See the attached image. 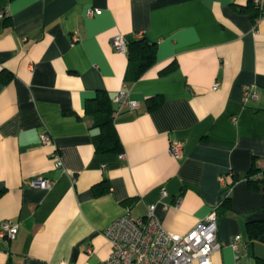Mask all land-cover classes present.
<instances>
[{
    "label": "crops",
    "instance_id": "obj_1",
    "mask_svg": "<svg viewBox=\"0 0 264 264\" xmlns=\"http://www.w3.org/2000/svg\"><path fill=\"white\" fill-rule=\"evenodd\" d=\"M237 1L0 0V221L18 224L0 237V264H96L110 251L103 229L126 209L143 215L154 203L163 227L182 234L226 193L212 264H262L264 191L243 174L253 157L264 162V16ZM135 33L156 58L126 80L127 53L110 38ZM245 85L255 99L243 100ZM121 89L138 101L114 115L122 151L97 152L86 99ZM152 95L162 102L147 110ZM172 140L182 141L178 156ZM40 174L49 188L30 185ZM225 174L236 179L229 190ZM250 220L263 223L258 238Z\"/></svg>",
    "mask_w": 264,
    "mask_h": 264
},
{
    "label": "built area",
    "instance_id": "obj_2",
    "mask_svg": "<svg viewBox=\"0 0 264 264\" xmlns=\"http://www.w3.org/2000/svg\"><path fill=\"white\" fill-rule=\"evenodd\" d=\"M263 5L264 0H253ZM97 8L86 10L87 15L96 12ZM4 12L0 9V18ZM140 37L142 33H135ZM110 44L115 51H126V40L123 35L117 34L110 38ZM256 90L250 85L243 87V100L255 99ZM114 103L113 116L124 109H137L138 101L128 97L126 90L121 89L112 98ZM40 142L51 144L52 137L47 132L40 133ZM182 149V141H170L168 152L178 156ZM55 166L59 167L61 161L58 153H54ZM225 185L224 176L221 177ZM30 185L49 188L52 180L42 174L31 178ZM160 194H165L164 189ZM217 213L211 210L197 221L185 233H175L163 227L160 218L155 214V204L146 205L143 215L134 216L128 209L113 219L104 229L103 234L110 244L108 255L96 264H212V254L222 246L217 237ZM18 224L10 220L0 221V237L13 238L17 232ZM240 236L234 235L230 245L235 253L236 260L240 248ZM90 251V249H89ZM59 264H65L60 262ZM87 264V263H85Z\"/></svg>",
    "mask_w": 264,
    "mask_h": 264
},
{
    "label": "trees",
    "instance_id": "obj_3",
    "mask_svg": "<svg viewBox=\"0 0 264 264\" xmlns=\"http://www.w3.org/2000/svg\"><path fill=\"white\" fill-rule=\"evenodd\" d=\"M233 3L238 4L237 0ZM264 5V4H263ZM256 4L253 0H245V3L239 6L240 11L247 12L255 20L264 16V6ZM5 16V15H4ZM126 40V53L128 57V67L126 70V80H136L140 75L149 68L156 58V45L144 36L137 37L128 35ZM162 102L161 95H152L146 99L147 110H152ZM114 103L112 98L103 90L97 91L92 97L86 99L85 112L87 113L90 129H96L92 134L95 151L97 152H115L122 151V145L118 133L114 127L112 114ZM243 178L247 181L252 189L264 191V162H257L253 157L250 166L244 172ZM225 188L229 190L235 183L236 179L232 175L225 174ZM229 200V194L223 195L220 202L216 205L215 211H226ZM248 234L252 238H258L263 231L261 220H250L246 223ZM264 264V259H260ZM7 264H14L10 259Z\"/></svg>",
    "mask_w": 264,
    "mask_h": 264
},
{
    "label": "water",
    "instance_id": "obj_4",
    "mask_svg": "<svg viewBox=\"0 0 264 264\" xmlns=\"http://www.w3.org/2000/svg\"><path fill=\"white\" fill-rule=\"evenodd\" d=\"M264 6V5H263Z\"/></svg>",
    "mask_w": 264,
    "mask_h": 264
}]
</instances>
